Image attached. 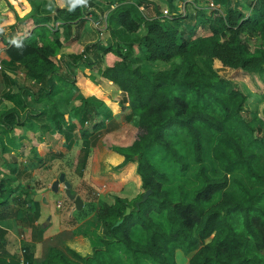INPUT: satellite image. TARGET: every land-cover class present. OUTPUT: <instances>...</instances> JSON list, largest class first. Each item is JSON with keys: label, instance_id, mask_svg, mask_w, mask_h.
Wrapping results in <instances>:
<instances>
[{"label": "trees", "instance_id": "1", "mask_svg": "<svg viewBox=\"0 0 264 264\" xmlns=\"http://www.w3.org/2000/svg\"><path fill=\"white\" fill-rule=\"evenodd\" d=\"M31 1L33 7L0 0L8 22L0 28L9 56L3 97L26 111L21 121L19 109L8 107L0 127L13 133L32 119L47 130L50 121L68 151L78 134L86 164L110 119L130 110L127 120L136 125L127 140L111 143L122 158L111 176L140 190L133 199L100 203L78 226L75 235L90 241V253L69 249L73 260L52 248L42 264H264V123L247 120L249 97L214 68L219 61L246 77L264 75V0H248L247 10L238 0H216L222 8L211 14L198 8L200 0H168L176 11L170 16L149 0H88L74 9L64 0L45 18L41 0ZM102 13L109 41L63 53ZM141 30L135 43L132 36ZM154 62L170 66L148 70ZM79 77L89 81L86 88L78 86ZM104 81L122 97L104 92ZM58 90L80 92L73 113L58 109ZM33 141L35 151L40 143ZM9 165L10 175L0 179V221L32 224L40 202L30 184H20L27 173Z\"/></svg>", "mask_w": 264, "mask_h": 264}, {"label": "rangeland", "instance_id": "2", "mask_svg": "<svg viewBox=\"0 0 264 264\" xmlns=\"http://www.w3.org/2000/svg\"><path fill=\"white\" fill-rule=\"evenodd\" d=\"M58 1V0H57ZM54 0H43L40 5L39 15L41 18H45L47 16H51L54 14L57 9V5H61L64 0H59L58 2ZM150 2L158 4L162 10H164V14L166 16H170L171 14L176 13V11H172L171 7L168 3V0H149ZM241 4L242 8L245 10L248 9L247 2L248 0H238ZM187 2H193V0H187ZM180 11L185 13V4L179 3ZM199 9H208L207 14H211L215 9H221L222 6L216 2V0H200L198 3ZM166 10L168 13H166ZM188 11L193 15L196 14L195 9L192 5L188 6ZM104 14L102 13L101 19L98 22H94L93 20L87 23V26L84 30L82 39L78 42V44L73 49L70 50V47H64L62 49L63 53H74L77 51H82L84 47L90 43H94L102 40V42L109 41L110 32L106 29L107 24L103 22ZM7 19L0 15V28L6 25ZM198 23L200 20H197ZM54 21L50 22L51 25ZM57 23H55V27H57ZM27 31V30H26ZM209 32V26H204V34L206 35ZM145 34V30H141L140 32L134 34L132 36L135 43H138L139 40ZM25 37H27L25 35ZM67 40H64L66 43ZM68 44V43H66ZM1 46L4 48L3 43ZM79 47V48H77ZM1 48V49H3ZM79 51V52H80ZM142 52L139 51L138 48H135V54L141 55ZM170 64L162 63V62H154L147 63L146 68L148 70H163L169 67ZM214 68L218 71V73L228 79L234 80L239 86L244 90V92L249 97L247 104L244 108V115L247 120H252L253 118H258L264 123V75H257L254 78L243 76L241 73H237L235 71L230 70L222 65L221 62L215 61ZM81 76L80 72L78 73ZM97 79L99 76L95 73ZM78 86L80 89H84L87 87L89 81L84 77H79ZM107 82V81H105ZM111 84V83H110ZM107 85V84H106ZM104 92L110 97L121 98L120 91L117 86L113 84L111 86L107 85ZM112 89H111V88ZM107 90V91H106ZM60 94L61 100L59 102L60 111H71L74 112L75 108L80 105L79 91H72L65 95L64 92L58 90ZM4 90L3 85L0 86V102L1 104H7L11 100H7L3 97ZM16 108L19 109L20 112V120H24L26 117V111L22 110V106L18 103H13ZM33 108H39L38 106L33 104L31 101L28 102ZM105 108V107H104ZM1 109V108H0ZM32 109V108H31ZM104 110V109H103ZM35 113V112H33ZM130 114V110L125 111L124 113L117 114V119L114 117L109 121V128L100 133L99 141L96 144H92L90 149V153L86 164L80 163V156L82 155L83 143L79 139L77 134L76 139L77 143L72 151H68L64 145L63 138L60 136L58 131H56L53 127V123L48 121L46 123L48 127L47 130L41 129L40 125L37 127L36 123H33V128H35V134L30 136V139L27 135L28 133L23 132L24 128L21 126H17L14 133V136L19 139L18 141L12 140L11 134L9 131L6 133H0V165L5 163H17L18 166H22L23 171L27 173V175L22 177L20 180V184L25 186L26 184H30L29 186L32 188L34 193L45 192L46 195L54 196V199L57 200L55 205H59L60 208H63V212L65 214L69 211V208L73 211H76L74 201L69 200V198L65 194V187L63 183L59 186V194L53 192L51 187L45 185V181L42 177H48V183L53 179L59 180L61 173H68L66 176V180L69 182H73L74 186L72 187V191L77 193L79 196L83 197L89 206H83V213L77 210L76 213L81 214L79 216V220L85 219L90 213H92L100 203L112 204L113 198L115 196H121L129 199L135 198L140 190L137 185L134 183L124 185L120 183H114L110 176V168L114 167L118 163L121 162L122 158L112 151V141H122L127 140L130 137V134L135 128L136 119L131 121L127 120V115ZM30 116L27 117V120ZM29 122H36L32 119L28 120ZM259 124V122H257ZM264 128V124H263ZM28 130V128H27ZM12 133V134H13ZM26 136V138H25ZM27 140L30 142L31 140H38L40 145L36 148V150L32 151L33 146L30 142L27 143ZM25 146V147H24ZM20 148L21 151L17 149ZM24 150L27 153V157L24 156ZM38 154L42 160L37 158ZM6 176L8 175L9 169L8 166ZM5 175H0V179L6 180L7 177ZM51 180V181H50ZM43 195V194H40ZM44 196V195H43ZM60 202V203H59ZM59 203V204H58ZM13 202H11V205ZM74 204V205H73ZM82 209V210H83ZM81 210V211H82ZM67 215V214H66ZM78 221V220H77ZM16 219H11L10 223L16 224ZM26 222V221H25ZM23 241V239H21Z\"/></svg>", "mask_w": 264, "mask_h": 264}, {"label": "crops", "instance_id": "3", "mask_svg": "<svg viewBox=\"0 0 264 264\" xmlns=\"http://www.w3.org/2000/svg\"><path fill=\"white\" fill-rule=\"evenodd\" d=\"M12 0H4L5 3H9ZM18 4H21V0H14ZM55 2L57 0H54ZM59 1V0H58ZM57 1V2H58ZM43 0H41L42 4ZM3 3V2H2ZM0 3V4H2ZM23 7H33L31 0H26V4L22 2ZM60 3V2H58ZM60 6V5H59ZM58 7V5H57ZM0 15L7 19V16L3 15L0 12ZM22 34V33H21ZM26 36H28L26 34ZM3 43L4 48L1 46ZM3 48V49H1ZM73 49L70 47V50ZM9 56L7 54V46L4 42H0V61L2 67L0 68V86L3 89L5 88V79L2 74L3 70V61H8ZM13 77V76H12ZM111 86L112 83L110 82H103L101 85V89L104 91L107 85ZM114 85V84H113ZM115 86V85H114ZM111 88V87H110ZM112 89V88H111ZM119 90V89H118ZM107 91V90H106ZM13 101H10L7 104H0V116L3 112L8 110V107H14ZM37 107V106H35ZM37 109V108H35ZM25 111V110H23ZM115 118L117 119V114H115ZM36 123L37 122H33ZM29 121L25 123L24 126H21L23 129V132H27V138L30 139V136L35 134V128L29 126ZM33 126V125H32ZM17 126L14 127L13 132L15 131ZM28 128V130H27ZM2 132H8L5 127H0V133ZM9 133L12 135V133L9 131ZM16 138V137H15ZM19 139H15V141H18ZM32 143V146L34 145V141H30ZM30 142L27 140V143L30 144ZM25 147V146H24ZM37 148V147H36ZM18 151H21L20 148L17 149ZM24 156L27 155L26 151L24 150ZM114 153V152H113ZM27 157V156H26ZM122 161V160H121ZM119 164V163H118ZM9 169L8 175H10L11 168L9 163H5L3 165H0V175L4 173H7V167ZM19 167L22 168L20 165ZM112 168V167H111ZM111 168H110V176H111ZM23 169V168H22ZM62 174V173H61ZM60 174V175H61ZM66 172V176H67ZM45 181V185L48 187H53V184L56 179H53L51 182L48 183V177H42ZM114 183H120L126 186V183H124L122 180H115L112 178ZM72 187L74 186V183L71 181ZM54 192V191H53ZM38 194H43V197L47 198V203H44L43 201L40 202L39 206L34 210V213L39 215L37 217V220L32 223L28 224L25 221H18L16 224L10 223V220H4L0 221V264H22V260L25 261V264H42L49 256L50 250L52 248H56L63 253H65L67 256H69L71 259H74L71 254L69 253V249L76 250L77 252L81 254H87L91 252L92 246L88 239L77 236L76 231L78 226L83 223L85 220L90 219L94 211L90 213L85 219L79 220V216L81 214L76 213L77 210L71 214L72 211L69 208V211L65 214L63 212V208H60L59 205H55V202L57 200L54 199V196L46 195L45 192H41ZM35 193V196L38 195ZM59 194V193H56ZM34 196V198H35ZM84 201V209L85 206H89V203L86 202L83 197H81ZM36 200V199H35ZM37 201V200H36ZM60 203V202H59ZM58 203V204H59ZM83 209V211H84ZM36 217V216H35ZM78 220V221H77ZM23 239V241L21 240Z\"/></svg>", "mask_w": 264, "mask_h": 264}, {"label": "water", "instance_id": "4", "mask_svg": "<svg viewBox=\"0 0 264 264\" xmlns=\"http://www.w3.org/2000/svg\"><path fill=\"white\" fill-rule=\"evenodd\" d=\"M63 183L65 187V194L69 198V200L74 201L76 210L81 211L84 206V201L82 200L81 196H79L77 193L72 191V183L66 180V174L62 173L59 177V180L55 181L52 187V190L55 193H58L60 184ZM35 199L37 201H43L44 203H47V198L43 197L42 195L38 194L35 196ZM130 212V209H128L127 213Z\"/></svg>", "mask_w": 264, "mask_h": 264}, {"label": "clouds", "instance_id": "5", "mask_svg": "<svg viewBox=\"0 0 264 264\" xmlns=\"http://www.w3.org/2000/svg\"><path fill=\"white\" fill-rule=\"evenodd\" d=\"M72 9L79 5H87L88 0H69Z\"/></svg>", "mask_w": 264, "mask_h": 264}, {"label": "built area", "instance_id": "6", "mask_svg": "<svg viewBox=\"0 0 264 264\" xmlns=\"http://www.w3.org/2000/svg\"><path fill=\"white\" fill-rule=\"evenodd\" d=\"M166 13H168L167 11H166ZM98 22V21H97ZM100 22V21H99ZM103 22H105L104 20H103ZM106 23V22H105ZM58 26V25H57ZM106 28H107V26H106ZM2 67V65H1V61H0V68ZM22 264H25V261L24 260H22V262H21Z\"/></svg>", "mask_w": 264, "mask_h": 264}]
</instances>
